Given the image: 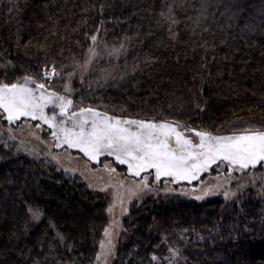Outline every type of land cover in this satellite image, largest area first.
Returning a JSON list of instances; mask_svg holds the SVG:
<instances>
[{"label": "trees", "instance_id": "16d2710c", "mask_svg": "<svg viewBox=\"0 0 264 264\" xmlns=\"http://www.w3.org/2000/svg\"><path fill=\"white\" fill-rule=\"evenodd\" d=\"M92 36L127 45L129 68L86 102L210 132L264 130V0H0V82L74 74ZM262 189L237 203L149 195L124 219L113 264H167L171 248L180 264H264ZM107 207L80 177L0 143V264H93Z\"/></svg>", "mask_w": 264, "mask_h": 264}, {"label": "snow or ice", "instance_id": "6c2138e0", "mask_svg": "<svg viewBox=\"0 0 264 264\" xmlns=\"http://www.w3.org/2000/svg\"><path fill=\"white\" fill-rule=\"evenodd\" d=\"M96 39V36H92L93 41ZM90 51L94 56L95 50ZM52 71L54 73L55 69ZM45 75L49 74L45 72ZM49 106L53 109L50 115L45 111ZM72 106L70 96L46 90L45 84L37 83L30 76L24 77L22 83L0 82V110L6 114L7 121L13 122L21 117L43 121L53 130L51 135L57 141V146L66 144L79 149L91 160H97L104 154L114 156L121 164L127 165L129 173L137 177L153 169L157 181L161 177H171L174 182H191L212 165L219 167L226 164L229 173L264 167V130L249 129L229 135H213L210 131L195 128L181 130L173 122L112 116L93 107L71 111ZM189 132L195 134L198 142ZM146 181L147 177L143 187L148 186ZM241 190L242 185L238 188V191ZM135 191L129 189L132 194ZM165 191L174 189L166 188ZM209 191L211 189H204L203 195ZM224 195L228 197L230 194L225 192ZM231 195L235 196L236 193ZM196 198L201 199L202 196ZM117 200L123 202L119 193ZM28 212L34 219L41 214L39 208L31 206ZM187 231L181 229L182 233ZM105 234H109L107 228ZM111 251V240L102 242L97 260H103L106 264ZM170 251L180 255L179 249L171 248ZM153 259L157 258L154 256ZM169 264L173 262L169 261Z\"/></svg>", "mask_w": 264, "mask_h": 264}, {"label": "rangeland", "instance_id": "374dc122", "mask_svg": "<svg viewBox=\"0 0 264 264\" xmlns=\"http://www.w3.org/2000/svg\"><path fill=\"white\" fill-rule=\"evenodd\" d=\"M90 49L95 50L92 55ZM86 52L84 61L77 69V72L69 75H62L57 69L51 67L42 72L41 77H32L37 83H43L46 90L58 92L61 95L70 96L73 99L71 111H77L81 107L97 108L101 112H107L112 116H121L110 113L103 108L96 107L86 100L88 95L86 92L99 87H112L120 84L125 77L123 75L128 72V60L130 49L127 45L107 44L98 40H92L91 46ZM86 61L90 63L86 64ZM53 68L55 72L53 73ZM47 72L49 75H45ZM26 77V76H25ZM23 82V78L18 81ZM35 87V84L31 85ZM49 115L53 111L49 106L45 110ZM55 111H59L55 109ZM135 119L158 120L155 117H131ZM170 122V121H167ZM174 123V122H173ZM178 127L192 129L182 124ZM257 130L254 128L237 129L232 132H211L213 135H229L234 132L243 130ZM198 130V129H197ZM53 130L43 121L33 120L30 117H21L18 120L9 122L6 114L0 110V143L6 148L15 151L18 155H23L34 161H45L54 167L56 172H61L73 177H80L90 189L105 197L108 203L107 216L108 224L106 228L109 234L102 232L98 253L101 252L102 242L111 240L112 251L107 258L106 264H113L118 253L119 243L124 234V219L129 216L131 206L134 203H140L150 196L164 195L165 197L179 195L191 200L199 202L211 201L212 199L221 198L226 203H237L244 199L248 190H254L257 193L262 192L264 188V167L257 166L256 169L241 171H227L226 164L212 165L211 168L199 175L196 180L174 182L171 177H161L159 181L155 179L153 169L142 173L137 177L128 172L127 165L121 164L114 156L107 154L101 155L97 160H91L85 156L83 152L76 148H70L66 144L57 146V141L51 135ZM194 140L198 142V138L194 133L189 132ZM219 163V162H218ZM147 177V187H143ZM243 190L238 191L240 186ZM166 188L174 189V191L166 192ZM211 189L206 195H203L204 189ZM129 189H136L135 194L129 192ZM225 192L230 195L226 197ZM235 192L233 196L231 193ZM120 194L119 202L117 194ZM202 196L201 199L196 197ZM110 206L112 211L109 212ZM38 219H35L39 221ZM98 255V254H97ZM166 263L172 261L173 264H180L179 255L173 252L167 254ZM93 264H105L103 260L98 261L95 256Z\"/></svg>", "mask_w": 264, "mask_h": 264}]
</instances>
